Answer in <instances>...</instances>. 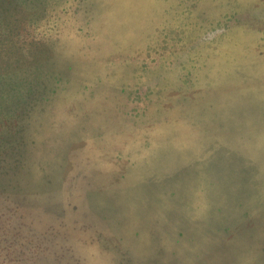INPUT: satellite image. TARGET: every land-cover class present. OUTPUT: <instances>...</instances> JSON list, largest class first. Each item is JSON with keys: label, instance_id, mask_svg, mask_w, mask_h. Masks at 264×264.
<instances>
[{"label": "rangeland", "instance_id": "obj_1", "mask_svg": "<svg viewBox=\"0 0 264 264\" xmlns=\"http://www.w3.org/2000/svg\"><path fill=\"white\" fill-rule=\"evenodd\" d=\"M0 264H264V0H0Z\"/></svg>", "mask_w": 264, "mask_h": 264}]
</instances>
